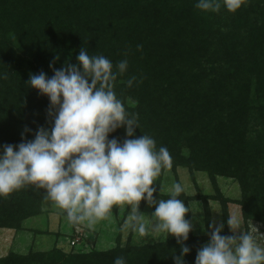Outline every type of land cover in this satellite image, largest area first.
<instances>
[{"label": "trees", "instance_id": "obj_1", "mask_svg": "<svg viewBox=\"0 0 264 264\" xmlns=\"http://www.w3.org/2000/svg\"><path fill=\"white\" fill-rule=\"evenodd\" d=\"M195 3L0 0V146L23 142L26 127L32 130L24 133L26 140L34 139L39 127L51 128L49 99L27 85L30 74L51 77L50 64L56 69L76 64L84 48L112 61L117 97L138 115L140 129L133 138L147 134L157 149L167 147L173 170L208 173L216 190L212 199L222 207L221 235H233L227 224L232 200L221 193L218 176L239 182L241 198L234 202L247 230L251 221L264 224V0H248L235 12L223 6L204 12ZM123 59L128 69L121 75L115 65ZM112 138L122 143L124 128ZM44 194L26 186L0 197V229L23 230L27 219L44 212ZM203 196L207 215L209 195ZM209 239L210 232L189 233L185 264H195ZM180 249L176 238L144 244L128 239L88 252L13 251L0 257V264H113L121 256L127 264H174Z\"/></svg>", "mask_w": 264, "mask_h": 264}, {"label": "clouds", "instance_id": "obj_2", "mask_svg": "<svg viewBox=\"0 0 264 264\" xmlns=\"http://www.w3.org/2000/svg\"><path fill=\"white\" fill-rule=\"evenodd\" d=\"M248 0H196L195 7L204 12H219L223 6L235 12ZM137 45V49H141ZM77 63L67 62L48 77L41 71L30 74L27 85L49 99L51 128L39 127L34 139L24 133L18 145L0 146V197H7L26 186L45 190V198L64 210L75 225L92 227L105 219L114 205L132 206L129 226L139 235H173L181 245L174 264H185L190 248L188 240L193 224L186 219L190 211L180 195L181 183H174L168 199H156L154 182L162 170L172 166V156L165 146L157 149L153 137L143 134L138 115L129 113L114 90L117 72L111 60L103 55H89L82 48ZM119 74L128 69V60L115 65ZM7 78L6 76L4 77ZM135 77L127 81L132 87ZM124 128L126 138L109 139ZM145 200L155 206L151 230L139 215V203ZM233 235L223 236V225L214 227L208 243L197 251L195 264H264V246L253 232L241 230L240 219L229 217ZM256 233L258 229L256 228ZM113 264H127L117 257Z\"/></svg>", "mask_w": 264, "mask_h": 264}, {"label": "rangeland", "instance_id": "obj_3", "mask_svg": "<svg viewBox=\"0 0 264 264\" xmlns=\"http://www.w3.org/2000/svg\"><path fill=\"white\" fill-rule=\"evenodd\" d=\"M192 174L187 168L178 167L176 170H173L172 167L166 168L160 177L161 182L159 186V177L154 182L153 187L158 188V195L154 196V198L168 199L173 184L177 182L181 183L185 191L180 195V199L184 200L186 207H189L190 210L185 218L190 220L194 226L190 234L199 237L209 234L214 227L223 225L222 207L219 201L212 199V196L216 194V190L212 186L208 173L197 171ZM217 180L221 193L232 200L229 203L231 217H238L241 223V230L253 232L256 235L258 243L264 246V224L259 221H251L248 224L247 230L241 207L238 203L234 202L241 198L239 182L234 178L226 176H218ZM45 195L43 198V208L54 212L53 218L49 220L44 214H41L26 220L25 225L35 228L34 233L39 235L35 237V240L27 238L26 233L28 228L26 230L25 227L21 231L9 228L0 229V257L6 256L13 251L25 254L30 250L50 251L54 247H58L66 252H88L92 249H109L115 247L119 241L125 243L128 239H131L134 243L144 244L176 238L171 234L166 235L165 233L139 235L138 232L129 226L132 206L127 204L114 205L112 212L92 227L86 226V223L73 226L68 221L65 211L47 200ZM203 195H209V213L207 215L205 201L202 198L204 197ZM195 197H199L200 199ZM139 211L143 223L151 230L153 222L151 216L155 211V206H150L145 200H142L139 203ZM207 219H209V222H207ZM256 228L259 233H256ZM224 229L226 228L223 226ZM17 232L18 237L16 236ZM119 235L121 236L120 239H118Z\"/></svg>", "mask_w": 264, "mask_h": 264}, {"label": "crops", "instance_id": "obj_4", "mask_svg": "<svg viewBox=\"0 0 264 264\" xmlns=\"http://www.w3.org/2000/svg\"><path fill=\"white\" fill-rule=\"evenodd\" d=\"M43 213L42 214H44L45 216H46V218L47 219H49V220H51L53 217H52V215H53V213L54 212H52L50 209H44L43 208ZM41 215V214H40ZM51 215V216H50ZM45 218V219H46ZM26 221L24 222V227L26 228V230H27V228H28V230H27V233H26V235H27V238H31V240H35V237L36 236H39V235H36L34 232H35V228H30V227H27L26 225ZM58 233V232H57ZM16 236L18 237V232L16 233Z\"/></svg>", "mask_w": 264, "mask_h": 264}]
</instances>
